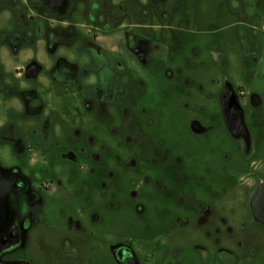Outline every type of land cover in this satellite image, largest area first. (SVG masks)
Wrapping results in <instances>:
<instances>
[{
  "label": "flooded vegetation",
  "instance_id": "af4514ba",
  "mask_svg": "<svg viewBox=\"0 0 264 264\" xmlns=\"http://www.w3.org/2000/svg\"><path fill=\"white\" fill-rule=\"evenodd\" d=\"M210 5L0 0V264H264V0Z\"/></svg>",
  "mask_w": 264,
  "mask_h": 264
},
{
  "label": "rangeland",
  "instance_id": "374dc122",
  "mask_svg": "<svg viewBox=\"0 0 264 264\" xmlns=\"http://www.w3.org/2000/svg\"><path fill=\"white\" fill-rule=\"evenodd\" d=\"M200 10H201V12H203V13H211L212 12V9H211V5H210V0H200ZM213 27H207V28H201V34L202 35H214V34H216L217 32L216 31H213V30H211ZM231 73H232V76L234 77V78H239V74L238 73H236V70L234 69V70H232L231 71ZM262 82H256V86H262V84H261Z\"/></svg>",
  "mask_w": 264,
  "mask_h": 264
},
{
  "label": "water",
  "instance_id": "95a60500",
  "mask_svg": "<svg viewBox=\"0 0 264 264\" xmlns=\"http://www.w3.org/2000/svg\"><path fill=\"white\" fill-rule=\"evenodd\" d=\"M264 196V185L261 186L255 193L253 198V205L256 213H259L260 209L264 207V202H262Z\"/></svg>",
  "mask_w": 264,
  "mask_h": 264
}]
</instances>
